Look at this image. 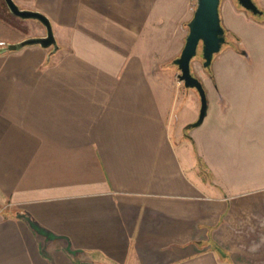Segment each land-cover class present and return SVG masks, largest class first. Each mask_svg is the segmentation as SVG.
<instances>
[{"label": "crops", "instance_id": "0c3cea01", "mask_svg": "<svg viewBox=\"0 0 264 264\" xmlns=\"http://www.w3.org/2000/svg\"><path fill=\"white\" fill-rule=\"evenodd\" d=\"M14 1L58 48L0 53V264H264V72L183 134L153 65L195 0ZM15 18L0 45L45 34Z\"/></svg>", "mask_w": 264, "mask_h": 264}, {"label": "rangeland", "instance_id": "374dc122", "mask_svg": "<svg viewBox=\"0 0 264 264\" xmlns=\"http://www.w3.org/2000/svg\"><path fill=\"white\" fill-rule=\"evenodd\" d=\"M223 1L221 0L219 5V15L222 26L228 30L225 33V42L219 52L213 56V62L209 67L202 66L200 53L191 60L190 64L192 74L198 77L203 84L207 102L211 100L212 93L218 95L219 89L243 88V81L238 78L230 80L229 74L264 72V7L258 0H253L262 13L252 14L243 9L236 0H232L235 7L244 11L245 14L232 11L228 2L221 13ZM15 17L9 12L4 1L0 0V33L6 34L5 28L10 25H19V20ZM179 52L180 50L166 62L153 65L156 86L164 91L165 103L170 106L168 112L170 125L180 120H183V125L194 121L199 109V96L196 90L185 87L177 77L179 70L172 59L178 56ZM213 71L218 75L216 80L213 79ZM190 129L195 131L197 126ZM186 133L187 127L184 126L183 134Z\"/></svg>", "mask_w": 264, "mask_h": 264}, {"label": "water", "instance_id": "95a60500", "mask_svg": "<svg viewBox=\"0 0 264 264\" xmlns=\"http://www.w3.org/2000/svg\"><path fill=\"white\" fill-rule=\"evenodd\" d=\"M9 12L21 19H35L45 28V34L42 36H30L16 42H8L0 45V53L7 50H17L26 45L37 44L43 48H50L53 53L57 48L51 23L43 13L21 8L14 0H3ZM237 3L246 11L252 14H261L262 10L253 0H236ZM220 0H196L190 19L187 21V33L184 38L183 46L178 56L172 59L177 66L179 73L177 77L187 88L196 90L199 96V110L197 118L186 124L187 128L198 126L205 116L207 108V99L205 89L201 80L191 72L190 64L192 58L200 49L202 57V66L207 68L211 65L213 56L219 52L225 42L224 28L221 24L219 15Z\"/></svg>", "mask_w": 264, "mask_h": 264}, {"label": "trees", "instance_id": "16d2710c", "mask_svg": "<svg viewBox=\"0 0 264 264\" xmlns=\"http://www.w3.org/2000/svg\"><path fill=\"white\" fill-rule=\"evenodd\" d=\"M223 28H224V27H223ZM227 32H228V30H227L226 28H224V34L227 33ZM198 53H200V49H198L197 54H196L195 56H197ZM200 54H201V53H200ZM195 56H194V57H195ZM194 57H193V58H194ZM193 58H192V59H193ZM209 74H210V76L212 77V74H211V73H209ZM187 129H188V128H187Z\"/></svg>", "mask_w": 264, "mask_h": 264}]
</instances>
